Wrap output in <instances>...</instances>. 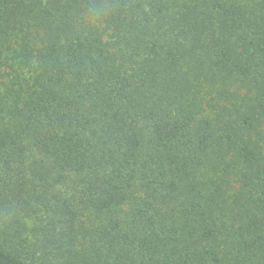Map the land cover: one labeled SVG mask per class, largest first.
Here are the masks:
<instances>
[{"label":"trees","instance_id":"trees-1","mask_svg":"<svg viewBox=\"0 0 264 264\" xmlns=\"http://www.w3.org/2000/svg\"><path fill=\"white\" fill-rule=\"evenodd\" d=\"M0 264H264V0H0Z\"/></svg>","mask_w":264,"mask_h":264}]
</instances>
